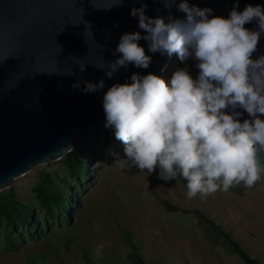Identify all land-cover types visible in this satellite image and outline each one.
<instances>
[{"label":"rangeland","instance_id":"rangeland-1","mask_svg":"<svg viewBox=\"0 0 264 264\" xmlns=\"http://www.w3.org/2000/svg\"><path fill=\"white\" fill-rule=\"evenodd\" d=\"M197 63L173 54L159 76L185 68L195 79ZM124 147L113 128L87 130L0 189V264H140L134 253L142 264H248L221 231L264 264V176L189 199L179 175L122 167Z\"/></svg>","mask_w":264,"mask_h":264},{"label":"clouds","instance_id":"clouds-1","mask_svg":"<svg viewBox=\"0 0 264 264\" xmlns=\"http://www.w3.org/2000/svg\"><path fill=\"white\" fill-rule=\"evenodd\" d=\"M173 2L165 0V6ZM178 10L185 18L170 16L168 22L146 16L143 5L131 10L132 16L138 15L150 52L175 54L181 61L194 58L199 72L193 79L179 68L170 82L153 73H133L131 83L107 89L105 127L113 128L115 138L125 146L121 166L148 173L159 168V177L165 181L179 175L186 181L189 199L197 195L203 199L241 182L252 187L264 176V119L260 118L264 116V55L252 59L264 33V10L249 4L238 12L234 6L227 18H209L211 9L189 6L187 0H180ZM253 20L258 31L244 27ZM83 23L85 33L92 36L90 22ZM141 38L139 32L122 34L116 48L120 56L107 64L109 78L129 63L149 66L151 57L138 43ZM79 68L84 71L85 64ZM61 74L72 75L73 69ZM103 86V80L85 82L83 91ZM237 108L251 119L241 122ZM103 247L96 248L97 256Z\"/></svg>","mask_w":264,"mask_h":264},{"label":"water","instance_id":"water-1","mask_svg":"<svg viewBox=\"0 0 264 264\" xmlns=\"http://www.w3.org/2000/svg\"><path fill=\"white\" fill-rule=\"evenodd\" d=\"M187 2L211 9L209 18H227L234 6L238 12L249 4L264 10V0ZM179 3L174 0L166 7L165 0H122L120 4L114 0H0V189L33 166L59 159L72 149L77 134L111 128L105 127L103 110L107 89L131 83L133 73L159 76L170 59L148 50L149 42L143 39L146 33L131 10L143 5L146 16L168 22L170 16L185 18ZM83 21L90 22L92 36L85 33ZM244 27L259 30L256 20ZM132 32L141 34L138 43L151 62L147 68L129 63L109 78L107 64L120 56L116 51L120 37ZM261 55L264 33L252 59ZM81 63L84 71H80ZM68 68L73 74L62 75ZM101 80L103 88L83 91L85 82L98 84ZM75 83L79 87H73ZM235 111L241 113L237 117L241 122L251 119L244 109Z\"/></svg>","mask_w":264,"mask_h":264},{"label":"trees","instance_id":"trees-1","mask_svg":"<svg viewBox=\"0 0 264 264\" xmlns=\"http://www.w3.org/2000/svg\"><path fill=\"white\" fill-rule=\"evenodd\" d=\"M198 215H200L203 219L209 221V222H212V219L211 218H208L206 216L205 213H203L201 210H195ZM124 234V238H125V241L130 245L131 249L134 248V245H133V242L130 238V235H129V232L128 231H124L123 232ZM221 234L227 239L230 241V243L232 244V246L235 248V250L245 259V261L248 263V264H259V262H257L255 259L251 258L239 245L236 241L232 240L231 237L229 236V233L227 232H224V231H221ZM134 258L136 260H138V262L140 264H142V259L140 257L139 254L137 253H134Z\"/></svg>","mask_w":264,"mask_h":264}]
</instances>
